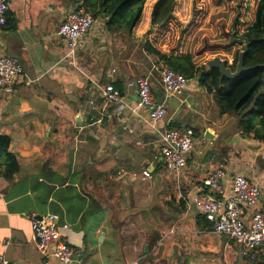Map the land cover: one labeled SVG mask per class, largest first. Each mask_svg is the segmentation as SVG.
I'll list each match as a JSON object with an SVG mask.
<instances>
[{"label":"crops","instance_id":"1","mask_svg":"<svg viewBox=\"0 0 264 264\" xmlns=\"http://www.w3.org/2000/svg\"><path fill=\"white\" fill-rule=\"evenodd\" d=\"M157 1L145 3L133 40L123 42L99 18L73 53L57 33L72 6L63 12L61 3L54 5L49 11H59L60 19L49 28L44 21H18L11 1L10 24L0 29V56H11L13 49L26 57L13 91L0 89V134L11 137L9 151L20 164L13 178L0 168V254L13 264H43L29 218L33 210L60 216L62 238L74 249L71 264L264 259L261 250L214 232V222L193 203L195 194L208 191L209 175L220 166L226 194L234 175L243 173L260 185L264 201V140L242 133L237 115L221 114L197 79L170 96L153 68L138 74L112 65L114 37L127 48L141 46ZM44 18L50 23L48 14ZM146 75L168 110L157 123L137 105V81ZM108 83L120 85L119 101L102 99ZM170 125L195 132L188 164L177 172L162 158ZM145 169L152 177L143 179Z\"/></svg>","mask_w":264,"mask_h":264},{"label":"trees","instance_id":"2","mask_svg":"<svg viewBox=\"0 0 264 264\" xmlns=\"http://www.w3.org/2000/svg\"><path fill=\"white\" fill-rule=\"evenodd\" d=\"M74 1L78 4L75 9L84 8L96 20L105 17L107 30L119 35L123 42L134 39V28L147 2ZM175 3L176 0L155 3L150 27L140 38L141 50L153 55L157 63L183 73L190 80L197 79L215 100L221 114L237 115L242 133L264 140V0H195L192 18L185 27L173 13ZM233 26L237 37L247 36L253 43L244 57L245 71L234 79L224 78L221 83L220 70L207 67L206 62L210 57L220 56L235 70L242 45L232 41ZM225 56L233 58V62L229 63ZM115 86L120 87L117 83ZM255 116L259 117L258 122ZM10 143L9 135L0 134V168L7 178H13L20 169L17 156L9 151ZM259 264H264V259Z\"/></svg>","mask_w":264,"mask_h":264},{"label":"built area","instance_id":"3","mask_svg":"<svg viewBox=\"0 0 264 264\" xmlns=\"http://www.w3.org/2000/svg\"><path fill=\"white\" fill-rule=\"evenodd\" d=\"M12 0H0V29L7 25V15ZM96 19L88 12L78 9L70 11L58 28V36L63 40L69 53L75 52L81 41L94 28ZM158 72L165 92L170 96H179L189 83L181 72L161 64L153 65ZM24 73L22 63L11 56H0V89L11 93L14 84ZM102 99L106 104L121 99V92L113 83H108L102 90ZM139 110L146 111L150 119L157 123L164 119L168 110L159 102L152 90L149 75L141 76L137 81ZM162 158L165 167L171 171L184 169L195 145V132L191 128L165 129ZM225 173L220 166L213 170L208 179V191L193 196L194 205L214 222V232L226 235L250 250L264 253V201L260 185L244 175H234L231 193L224 190ZM152 177L149 169L143 171V179ZM252 210L247 215V210ZM37 246L43 255V264H71L74 249L63 238L60 216L55 213L40 214L33 210L29 214ZM69 225H63L68 228ZM0 264H13L8 257L0 254Z\"/></svg>","mask_w":264,"mask_h":264},{"label":"rangeland","instance_id":"4","mask_svg":"<svg viewBox=\"0 0 264 264\" xmlns=\"http://www.w3.org/2000/svg\"><path fill=\"white\" fill-rule=\"evenodd\" d=\"M194 1L195 0H176L173 13L176 16L177 20L183 25V27H185V25H187L192 18ZM60 3L62 4L61 10L63 12H67L71 6L74 9L78 6V4L75 3L74 0H14L13 7L18 21H21L22 19H25L29 23L44 21L46 23L45 25L50 28L54 27V24L59 23L60 12L56 10H49H51L54 5H60ZM80 6L82 7V4H80ZM47 14L50 17V23L46 22L44 18ZM101 18L103 20L106 19L105 17ZM147 30H145L144 33H146ZM120 40L121 39L117 38V36H115L114 40H112V54H117V56L112 59V65H117L124 70H130L134 72L138 71L139 74L145 73L148 70H152L153 65L155 64H160L157 63L158 61L154 59L153 55L146 54L143 49L141 51V47L139 45L133 49L127 48L126 46L121 44ZM103 45L104 44L102 43L101 46H97L96 50L102 49ZM7 54L19 58L22 65L26 60L24 53L14 51L13 49L7 52ZM227 58L229 60V63L233 62V58ZM208 59H211V57ZM185 89H187V87ZM254 119L255 122H258L259 117L255 116ZM191 263L194 264L192 261Z\"/></svg>","mask_w":264,"mask_h":264},{"label":"water","instance_id":"5","mask_svg":"<svg viewBox=\"0 0 264 264\" xmlns=\"http://www.w3.org/2000/svg\"><path fill=\"white\" fill-rule=\"evenodd\" d=\"M231 36H232L233 42H237L242 45V50L239 53L238 62H237L235 70H233L231 66H229L226 63V60L221 58L220 56L212 57L206 62L207 67L218 68L220 70L221 83L224 78L234 79L238 77L242 72L245 71L246 67L244 66V57H245V54L249 51L250 45L253 43V40H250L249 37L247 36L237 37L236 36V26H233ZM15 264H22V263H15Z\"/></svg>","mask_w":264,"mask_h":264}]
</instances>
